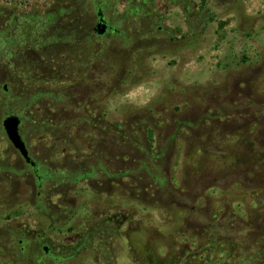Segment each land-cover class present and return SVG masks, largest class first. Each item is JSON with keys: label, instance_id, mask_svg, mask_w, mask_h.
<instances>
[{"label": "rangeland", "instance_id": "1", "mask_svg": "<svg viewBox=\"0 0 264 264\" xmlns=\"http://www.w3.org/2000/svg\"><path fill=\"white\" fill-rule=\"evenodd\" d=\"M53 1L0 0V13L44 17ZM120 1L111 0L119 10L127 6ZM147 1L133 0L129 14L134 50L120 65L92 45L89 79L79 75V58L73 72L37 66L41 51L16 56L15 63L25 58L29 65L23 71L0 60V102L5 85L10 98L8 107L0 105V264H167L208 245L201 220L264 223V0H154L153 33L141 35L150 28L138 23ZM57 52L45 54L64 51ZM26 73L34 79L23 80ZM71 82L80 91L86 85L95 101L76 103ZM30 83L41 97L24 113L21 133L40 169L53 176L42 188L2 127L8 112L20 114L13 101ZM88 112L127 128L103 131L97 120L53 135L33 130L34 119L93 121ZM140 148L165 151L159 164L185 198L180 206L157 203L151 189L138 192L142 174L112 186L90 177L62 180L83 158L93 167L123 151L136 157ZM117 164L116 173L123 168ZM229 250L218 246L211 254L225 258Z\"/></svg>", "mask_w": 264, "mask_h": 264}, {"label": "trees", "instance_id": "2", "mask_svg": "<svg viewBox=\"0 0 264 264\" xmlns=\"http://www.w3.org/2000/svg\"><path fill=\"white\" fill-rule=\"evenodd\" d=\"M37 21L38 19L36 15H27V29L25 34H20L19 37H11L10 39H4L0 36V60L2 62H5V51L8 42L11 44H17L19 42L25 43L28 46L27 50L25 51L28 55L33 51H36L35 47L32 45L37 42V29L35 28L39 22ZM4 70V68L2 69V67H0V82L6 78V76H4V74H6ZM26 77L34 79L31 73L24 74L23 80ZM32 83L29 84L31 91L27 88L25 94L21 95V97L15 98L13 101L16 102V106H19L20 108L19 116L22 118L23 123L27 120V118L24 116V113H31L37 106V101L41 97L34 91L36 90V87L35 89H32L34 88L32 87ZM2 93L6 100H4V102L1 100L0 105L2 104L5 105V107H8L10 102L8 93L4 91V88ZM81 119L83 120H54L53 118H49L48 120L34 119L33 130L38 131L39 133L53 135L59 131L68 132L72 130L73 126L78 124H85L91 127L92 125L96 124L94 121L98 120V125H100L104 120L96 118H93V121L92 119ZM55 122H57V124H55ZM103 123L104 125L101 128L103 131H112L113 128H117L116 131L121 132L123 130L125 131L127 128L125 125L113 124L106 120H104ZM116 134L119 135V133ZM139 152L140 154L136 157H133V153L128 151H123V153H121L122 155H107L105 156V159H103L104 162H107L106 164L103 163L102 159H95L93 164L97 163V165H94L93 167H87V164L84 161L85 159L83 158V162L79 165V169L73 171L70 170L62 174V180L63 182L67 181L71 183L78 179H88L90 177L92 180H96L97 182L105 184L107 183L109 186H112L115 184V180H118L120 177H134V179H136L135 176L142 174V176L137 179L139 180L138 192H141L142 189H151L153 191L152 196L154 198H159L158 200L155 199L157 203L164 204L166 203L165 201L168 200L166 204L180 206L179 204L185 198H182L179 195L173 185L174 181L172 179H168V173L164 171L163 166L159 164V161L164 157L165 151L155 152V150H152V148H140ZM113 156L114 158H112ZM119 160L121 163H123V168H120L118 173H116L118 168L117 163H119ZM91 168L93 169L95 175L91 174L93 172ZM40 174L41 175L37 181V186L41 185L40 188H42L44 181H46L48 178H51L52 174L43 170ZM56 178H58L57 175ZM201 221V229L203 233H206L208 236V245L198 251H189L186 254H183L180 258L176 257L169 259L167 264H264V223L258 228H253L246 226L245 224H241L243 221H235L233 219L225 221L224 224L204 222L203 220ZM88 240L89 238L85 237L86 243ZM218 246H227V248L229 247L230 250L227 252V254L225 253V258L217 257V259L214 260V256L212 257L211 253ZM233 252H237V255L234 258L232 256Z\"/></svg>", "mask_w": 264, "mask_h": 264}, {"label": "flooded vegetation", "instance_id": "3", "mask_svg": "<svg viewBox=\"0 0 264 264\" xmlns=\"http://www.w3.org/2000/svg\"><path fill=\"white\" fill-rule=\"evenodd\" d=\"M9 1V0H5ZM127 6L122 5L121 10L113 6L111 0H55L52 2V11H47L46 15L36 14L38 24L36 25L37 42L32 45L36 52L41 51L37 66L51 69L52 71H74L75 59L79 58L82 61L79 68L80 77L82 80L90 78V51L92 45L97 44L105 51H109L115 58L117 64L122 65V60L126 59L128 53L134 50L133 38L135 35L134 22L130 20L129 14L133 12V0H125ZM120 2H124L121 0ZM151 1H147L146 15L140 16V23H149L150 28L142 29L141 35L151 32L153 33V25L149 22V17L152 15ZM21 7V3L19 4ZM91 11L94 13V19L90 21ZM138 12V10H135ZM15 11H5L0 13V36L4 39L11 37H19L20 34H25L27 29L26 17L24 13L14 15ZM12 16H14L12 18ZM100 17L104 19L106 26L102 35L98 34L100 31L98 24ZM136 20V19H135ZM139 26V25H138ZM161 30V27H158ZM151 30V31H150ZM134 34V35H133ZM139 34V33H138ZM150 34V38L152 35ZM28 46L25 43L19 42L11 44L8 42L6 46L5 62L13 71H23L29 66L26 59H22L21 63H15V58L20 52H25ZM56 49L64 51L61 55L47 57L45 51ZM74 77V75H73ZM79 77V78H80ZM72 81V80H71ZM72 95L76 103H90L95 101L90 93V89L86 85L83 86L82 91L80 86L71 82ZM4 91H7V86H4ZM3 87V88H4ZM85 113V111H83ZM13 113V112H8ZM7 113V114H8ZM88 114H92L91 112ZM95 118V115H91ZM30 152V151H29ZM31 156V154H30ZM32 158V156H31ZM22 159V158H21ZM23 160V159H22ZM34 165L24 163L31 169L33 176L37 181L39 180L40 169L38 163L32 158ZM41 186V185H40ZM39 186V187H40ZM23 241L20 240L21 244ZM35 241L31 242L28 250L34 252L36 250ZM24 250V249H23ZM43 257L50 256L48 247L41 249Z\"/></svg>", "mask_w": 264, "mask_h": 264}, {"label": "water", "instance_id": "4", "mask_svg": "<svg viewBox=\"0 0 264 264\" xmlns=\"http://www.w3.org/2000/svg\"><path fill=\"white\" fill-rule=\"evenodd\" d=\"M98 27L100 29L98 34L102 35L106 28L104 19L102 17H100ZM22 123V118L14 113H8L2 119V127L13 148L17 151L18 155L25 163L34 165V162L30 156L28 145L21 133Z\"/></svg>", "mask_w": 264, "mask_h": 264}, {"label": "snow or ice", "instance_id": "5", "mask_svg": "<svg viewBox=\"0 0 264 264\" xmlns=\"http://www.w3.org/2000/svg\"><path fill=\"white\" fill-rule=\"evenodd\" d=\"M254 79V78H253Z\"/></svg>", "mask_w": 264, "mask_h": 264}]
</instances>
